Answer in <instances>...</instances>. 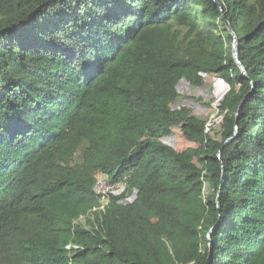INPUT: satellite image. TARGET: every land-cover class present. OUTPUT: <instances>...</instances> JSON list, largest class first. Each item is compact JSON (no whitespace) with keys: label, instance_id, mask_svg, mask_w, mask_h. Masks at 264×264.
Wrapping results in <instances>:
<instances>
[{"label":"trees","instance_id":"trees-1","mask_svg":"<svg viewBox=\"0 0 264 264\" xmlns=\"http://www.w3.org/2000/svg\"><path fill=\"white\" fill-rule=\"evenodd\" d=\"M0 264H264V0H0Z\"/></svg>","mask_w":264,"mask_h":264},{"label":"rangeland","instance_id":"rangeland-1","mask_svg":"<svg viewBox=\"0 0 264 264\" xmlns=\"http://www.w3.org/2000/svg\"><path fill=\"white\" fill-rule=\"evenodd\" d=\"M206 88L204 89H191L185 84H181L178 88V92L181 96L180 100L177 102L175 108L178 107H186L190 108L193 114L198 116L199 118L207 120L212 114V105H214L215 98L213 96L214 94V80L212 78H209L205 81ZM207 104V105H206ZM217 128V127H216ZM216 128H213L210 132L213 133V137L215 136ZM175 138L176 134H174ZM167 145L170 146H179L180 144H175V142H169L166 140ZM98 178V177H97ZM112 187V186H110ZM110 187L106 186V184L103 182L102 178H98V183L96 186V190L98 192H106ZM116 191V190H113ZM117 195V194H116Z\"/></svg>","mask_w":264,"mask_h":264},{"label":"built area","instance_id":"built-area-1","mask_svg":"<svg viewBox=\"0 0 264 264\" xmlns=\"http://www.w3.org/2000/svg\"><path fill=\"white\" fill-rule=\"evenodd\" d=\"M214 80V98L215 102L214 105H212V111L213 114L206 120L205 122V127H204V132L209 133L213 128L218 127L221 122H222V117L219 115V104L223 98V96L229 91V86L228 84L221 78L219 77H213ZM98 179V178H97ZM112 194H119L122 190L123 187H118V186H112L110 189H108ZM107 190V191H108ZM116 190V191H113Z\"/></svg>","mask_w":264,"mask_h":264},{"label":"water","instance_id":"water-1","mask_svg":"<svg viewBox=\"0 0 264 264\" xmlns=\"http://www.w3.org/2000/svg\"><path fill=\"white\" fill-rule=\"evenodd\" d=\"M215 6L218 8V10H219V12H220V14H221V16H222V18L224 20V24H225V28H226L227 32L234 38V34L232 32V29H231L230 25L228 24L227 21H225L224 12H223L222 7L219 4H217V3H215ZM232 59L236 63V65L240 68L242 74L245 75V71H244L242 65L239 62L238 53H237V49H236V44L234 42L232 44ZM229 141H231V139L227 140L225 143H228ZM216 203H217V201H216Z\"/></svg>","mask_w":264,"mask_h":264},{"label":"bare ground","instance_id":"bare-ground-1","mask_svg":"<svg viewBox=\"0 0 264 264\" xmlns=\"http://www.w3.org/2000/svg\"><path fill=\"white\" fill-rule=\"evenodd\" d=\"M95 186V185H94Z\"/></svg>","mask_w":264,"mask_h":264}]
</instances>
